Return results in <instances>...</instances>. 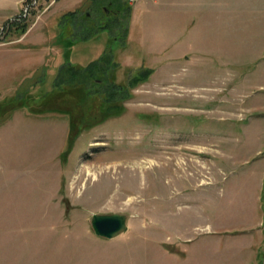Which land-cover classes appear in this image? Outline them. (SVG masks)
Segmentation results:
<instances>
[{
	"label": "rangeland",
	"instance_id": "1",
	"mask_svg": "<svg viewBox=\"0 0 264 264\" xmlns=\"http://www.w3.org/2000/svg\"><path fill=\"white\" fill-rule=\"evenodd\" d=\"M110 43V104L57 78ZM250 231L264 264V0H0V264H248Z\"/></svg>",
	"mask_w": 264,
	"mask_h": 264
},
{
	"label": "trees",
	"instance_id": "2",
	"mask_svg": "<svg viewBox=\"0 0 264 264\" xmlns=\"http://www.w3.org/2000/svg\"><path fill=\"white\" fill-rule=\"evenodd\" d=\"M112 4H113V2L110 3V6H112ZM106 10H107V12L110 11V9H106ZM127 10H129V9H127ZM67 15H65L63 18H66ZM69 15H71L70 19H72L71 17L75 16L76 12L75 11L71 12ZM107 15H108V13L107 14L104 13L103 17H107ZM112 16L110 15V18L108 17L109 19L106 22L100 23V24L97 23V24L94 25V27H91V28L89 26H87V25H76V29L80 28V30H82L81 32H83L82 34H87V38L84 37L83 39H81V37H79V39H77V40H72V39L68 40V42H66V44H65V48H66V52L64 53L65 58L68 59V60L70 59V57H71L70 50H72V47H73L72 45L75 46L80 41L81 42H88L90 37H91V35H92V33H93L92 31L95 32V31L98 30V33H107V34H109V36H110V38L112 40H116L115 37L111 35V33L112 32H116V31H118V33L120 32V30H119L120 26L122 24V21L123 22L125 21V18L123 19L122 13H120L118 11H116ZM103 17H101V18H103ZM66 19H69V17H67ZM114 23L117 26V28L113 27ZM111 24H113V25L111 26ZM108 45H107L105 51L102 52V54H101V56L99 58L89 62L85 67H79V66H77V65H75V64H73L71 62H66V63H64L65 65L62 64L60 66V68H59V74H58L57 78H59V80H60L61 79L60 78L61 77L60 74H62V73H64V75L66 74V76H68V77H65V78L68 79L67 81H70L69 78L71 77L72 78L71 82H73L74 84L76 83V85L77 84L83 85L85 87V90L87 89V92H88V94L90 96V95L94 94V93L90 92V90H94V89H91V88H93L94 84L100 86L99 84L95 83L96 80L93 81L94 77L96 76L97 71H101L102 73L104 72L103 74L106 75L105 77L109 81L105 85H102V83H104V81L103 82L101 81L102 83H101V87H99V89H100L99 92H102V90L104 91V92H102V95H105V97L107 99L106 102L109 99L108 102L110 104V101H111L110 100L111 99L110 96H111V94H113L114 92H116L118 94H123V90L124 89L122 91H121L120 88L117 89L116 88L117 87L116 83L112 82V80H111V79H113V76L115 75L114 73L116 71H112L110 76L107 74L106 66H108L109 64H112L113 61L116 62L115 56H114V54H115L114 48L111 46V43L108 44ZM102 68H104L103 71H102ZM107 80H105V81H107ZM107 88L108 89H112L113 92L110 91V90H109V92L106 91ZM49 96L50 95H48V97Z\"/></svg>",
	"mask_w": 264,
	"mask_h": 264
},
{
	"label": "water",
	"instance_id": "3",
	"mask_svg": "<svg viewBox=\"0 0 264 264\" xmlns=\"http://www.w3.org/2000/svg\"><path fill=\"white\" fill-rule=\"evenodd\" d=\"M93 227L97 235L106 239H113L125 229V223L118 215H94Z\"/></svg>",
	"mask_w": 264,
	"mask_h": 264
},
{
	"label": "crops",
	"instance_id": "4",
	"mask_svg": "<svg viewBox=\"0 0 264 264\" xmlns=\"http://www.w3.org/2000/svg\"><path fill=\"white\" fill-rule=\"evenodd\" d=\"M178 20V18H177ZM192 24V23H191ZM185 29V27H184ZM252 231H250V233L248 234V264H257L256 262V257L258 255V251L260 246H258V243L256 241V237L255 233H251Z\"/></svg>",
	"mask_w": 264,
	"mask_h": 264
}]
</instances>
